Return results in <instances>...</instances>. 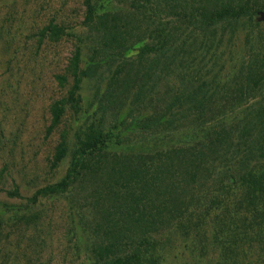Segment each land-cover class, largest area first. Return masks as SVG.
<instances>
[{
	"label": "trees",
	"instance_id": "1",
	"mask_svg": "<svg viewBox=\"0 0 264 264\" xmlns=\"http://www.w3.org/2000/svg\"><path fill=\"white\" fill-rule=\"evenodd\" d=\"M81 6L77 32L53 22L40 31L41 39L72 41L63 73L54 76L65 89L48 105L44 137L65 115L79 125L72 141L60 131L48 161L53 171L68 159L62 177L26 203L64 197L88 264H160L161 232L197 234L221 217L223 229L238 227L241 239L246 230L260 235L264 56L241 64L228 82L230 93L203 92L214 80L210 61L189 56L197 43L212 41L217 25L264 12V0H82ZM83 82L91 90L86 100ZM250 95L263 102L235 130L227 115L234 101ZM187 117L185 134L163 144ZM227 155L237 161L225 173L216 163ZM213 182L224 191H211ZM6 195L20 197L16 187ZM229 200L243 208L228 209Z\"/></svg>",
	"mask_w": 264,
	"mask_h": 264
},
{
	"label": "rangeland",
	"instance_id": "2",
	"mask_svg": "<svg viewBox=\"0 0 264 264\" xmlns=\"http://www.w3.org/2000/svg\"><path fill=\"white\" fill-rule=\"evenodd\" d=\"M81 1L0 0V264H88L84 238L65 198L48 197L34 205L25 201L38 188L62 177L68 159H63L53 171L49 170L48 161L60 131H68L72 141L79 125L65 115L58 128L44 137L49 122L48 105L65 89L56 85L54 76L63 73L72 41L41 39L40 31L53 22L66 32H77ZM195 49L190 59L194 63L210 61L214 74L212 86L202 91L228 89L230 93L228 82L241 64L253 54L264 56V19L258 14L249 22L219 24L214 28L212 41L205 47L197 43ZM90 91L89 83L83 82V100ZM258 98L250 95L233 102L235 109L227 115L233 129L238 130L239 121L263 102ZM191 118L180 121L176 131L160 141L166 144L184 135ZM236 161L237 157L227 155L216 166L227 173ZM214 184L211 191H224L220 189L223 185ZM13 187L19 198L6 195ZM231 202L228 209L243 208V204L234 208ZM219 219H211L205 230L197 234L161 232L157 238L160 264H259L264 254V231L256 236L253 230H246L241 239L238 227L234 226V232L231 227L223 229Z\"/></svg>",
	"mask_w": 264,
	"mask_h": 264
},
{
	"label": "water",
	"instance_id": "3",
	"mask_svg": "<svg viewBox=\"0 0 264 264\" xmlns=\"http://www.w3.org/2000/svg\"><path fill=\"white\" fill-rule=\"evenodd\" d=\"M259 15H260L261 19H264V13L263 12H261Z\"/></svg>",
	"mask_w": 264,
	"mask_h": 264
}]
</instances>
